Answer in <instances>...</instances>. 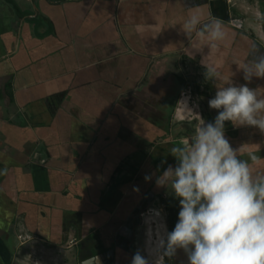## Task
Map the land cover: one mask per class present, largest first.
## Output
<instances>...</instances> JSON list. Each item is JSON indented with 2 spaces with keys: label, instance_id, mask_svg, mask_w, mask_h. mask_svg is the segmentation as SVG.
I'll list each match as a JSON object with an SVG mask.
<instances>
[{
  "label": "crops",
  "instance_id": "1",
  "mask_svg": "<svg viewBox=\"0 0 264 264\" xmlns=\"http://www.w3.org/2000/svg\"><path fill=\"white\" fill-rule=\"evenodd\" d=\"M192 15L201 23L186 35ZM213 17L224 40L197 35ZM0 21L1 263L27 237L51 250L111 242L146 203L176 209V224L179 200L155 177L201 119L214 122L217 88L247 83L238 65L253 44L264 55V0H0ZM248 86L264 91V78ZM182 94L199 116H185ZM225 127L264 175V133Z\"/></svg>",
  "mask_w": 264,
  "mask_h": 264
},
{
  "label": "clouds",
  "instance_id": "2",
  "mask_svg": "<svg viewBox=\"0 0 264 264\" xmlns=\"http://www.w3.org/2000/svg\"><path fill=\"white\" fill-rule=\"evenodd\" d=\"M200 23L199 15L190 16L183 25L185 34L191 35ZM223 25L213 17L197 29V35L224 40ZM256 53L253 44L248 52L253 59L238 65L247 83L218 87L208 101L217 110L214 122L200 118L203 123L188 145L171 148L177 163L157 175L155 184L171 190L179 200L178 221L169 232L162 209L149 208L144 214L148 239L144 249L133 253L131 264H166L180 250L188 264H264V175L253 176V169L232 147L225 127L231 122L233 127H254L264 133V91L248 86L254 77L264 78V55ZM206 75L221 77L214 68ZM189 99L182 94L178 105L185 116H199L198 105L190 106ZM152 179L153 174L145 176L146 182Z\"/></svg>",
  "mask_w": 264,
  "mask_h": 264
},
{
  "label": "rangeland",
  "instance_id": "3",
  "mask_svg": "<svg viewBox=\"0 0 264 264\" xmlns=\"http://www.w3.org/2000/svg\"><path fill=\"white\" fill-rule=\"evenodd\" d=\"M170 63L171 62H167L166 65L170 67L169 66ZM173 64H174L173 67L177 66V64L175 63ZM156 73H159V72L156 71ZM154 77L156 76L154 75ZM158 78H159V74L157 75L156 79ZM190 84H192V82H190ZM177 210H180V207H178ZM162 211H163V216H164V222L167 225V230L172 231L175 226L176 217H173V216L177 213L176 209H174L173 211V210H170L169 206H166V207L164 206V208H162ZM170 212L172 214V217L170 215ZM177 219H178V216H177ZM168 221H170L171 224H169ZM171 227H172V230H171ZM147 230H148V226L144 222H141L135 229V237L132 243V251H131L132 254L138 248L140 249L145 248L146 241L148 239L146 235ZM84 240L85 242L82 241L79 245L77 246L75 245L73 248L54 247L53 250H51L50 247H45L44 245H42V243H39L38 241L36 242L34 239H29V237H27L25 238L26 243H24L23 246L20 245L18 248L15 247L13 250H10L9 252H7V256L2 257L3 258L2 261L5 264H78L79 261H82L84 257L87 256L86 251H85L86 248L88 251V249L92 247V245L87 241V239H84ZM47 250L51 254L52 256L51 258L45 257L44 252ZM176 258L177 256H175L172 260H166V264H180L181 259L182 261L186 260L184 252H182L181 254L180 253L178 254L179 261H177V263H176ZM0 264H2L1 260H0Z\"/></svg>",
  "mask_w": 264,
  "mask_h": 264
},
{
  "label": "flooded vegetation",
  "instance_id": "4",
  "mask_svg": "<svg viewBox=\"0 0 264 264\" xmlns=\"http://www.w3.org/2000/svg\"><path fill=\"white\" fill-rule=\"evenodd\" d=\"M155 200L156 199H154V201ZM149 208H156V206H152L151 203H146L136 207L133 211L134 221L132 223L125 221L122 224L123 234L114 237L113 241L103 242L94 236V238H89L88 242L92 247L88 249V251L86 248L85 251L87 256L84 257L82 261L87 260L88 264H131V257L133 255L131 251L135 237V229L141 222H144V214ZM168 223L171 224L170 221H168ZM178 254L179 252L176 255L177 258ZM82 261H79L78 264H81ZM177 261H179V259L176 260V263Z\"/></svg>",
  "mask_w": 264,
  "mask_h": 264
},
{
  "label": "built area",
  "instance_id": "5",
  "mask_svg": "<svg viewBox=\"0 0 264 264\" xmlns=\"http://www.w3.org/2000/svg\"><path fill=\"white\" fill-rule=\"evenodd\" d=\"M229 23L231 26L238 28V29H241L242 25H243V20L241 18H234L233 17L229 20Z\"/></svg>",
  "mask_w": 264,
  "mask_h": 264
},
{
  "label": "trees",
  "instance_id": "6",
  "mask_svg": "<svg viewBox=\"0 0 264 264\" xmlns=\"http://www.w3.org/2000/svg\"><path fill=\"white\" fill-rule=\"evenodd\" d=\"M171 220H172V218H171ZM171 230H172V227H171ZM177 259H179V258H176V260H177Z\"/></svg>",
  "mask_w": 264,
  "mask_h": 264
},
{
  "label": "bare ground",
  "instance_id": "7",
  "mask_svg": "<svg viewBox=\"0 0 264 264\" xmlns=\"http://www.w3.org/2000/svg\"><path fill=\"white\" fill-rule=\"evenodd\" d=\"M144 223H145V219H144ZM181 262H183V261L181 260Z\"/></svg>",
  "mask_w": 264,
  "mask_h": 264
}]
</instances>
